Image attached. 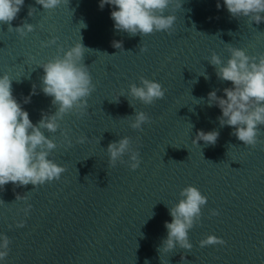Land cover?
<instances>
[{"label": "water", "instance_id": "1", "mask_svg": "<svg viewBox=\"0 0 264 264\" xmlns=\"http://www.w3.org/2000/svg\"><path fill=\"white\" fill-rule=\"evenodd\" d=\"M98 4L61 0L45 10L24 0L11 25L28 23L32 32L20 36L0 23V74L13 79L12 95L34 124L42 112L56 111L40 90L38 65L79 39L88 49L82 62L94 86L82 112H69L57 132L44 133L57 144L49 158L63 167L60 178L36 188L9 182L0 189V233L10 239L4 264H183L181 255L185 264H264V125L257 143L245 146L230 126H220L219 108L207 106L209 91L223 96L230 86L215 75L210 54L226 60L228 47L264 53V22L231 17L222 0H173L165 10L176 17L169 33L130 36L115 30L112 9ZM140 77L159 82L164 97L150 105L127 98L128 85ZM135 111L150 118L140 131L129 127ZM199 130L217 131L216 142L195 144ZM123 136L139 151L135 170L108 164V144ZM188 185L207 198L188 232L192 248L160 254L168 206ZM208 235L223 243L201 247Z\"/></svg>", "mask_w": 264, "mask_h": 264}, {"label": "clouds", "instance_id": "2", "mask_svg": "<svg viewBox=\"0 0 264 264\" xmlns=\"http://www.w3.org/2000/svg\"><path fill=\"white\" fill-rule=\"evenodd\" d=\"M35 3L45 10H51L60 5L61 0H35ZM172 3L173 0H99L98 6L103 9L107 4L112 9L110 19L115 30L127 32L130 36L140 34L144 37L154 32L171 31L176 17L173 14H165V10ZM222 3L231 17H246L250 23L256 24L264 22V0H222ZM23 4L24 0H0V23H7L8 31H15L20 36L34 30L33 25L28 23H23L15 29L11 25ZM220 6L218 2L217 9ZM33 11L30 7L28 15L31 16ZM80 25V28L86 27L83 22ZM53 42L54 40H49V43ZM113 47L122 48V44L114 41ZM86 50L88 49L79 39L64 49L62 55L58 54L38 65L43 70L40 90L45 96L51 97V104L56 107V111L51 115L42 112L41 119L35 124L12 95L13 79L7 73L0 74V189L9 182L16 186L31 184L36 188L45 182L60 178L63 167L49 158L57 144L44 133L57 132L58 121L64 115L72 111L82 112L86 108V98L94 87L89 69L82 62ZM145 50V47L139 48L141 52ZM227 51L229 56L226 60H222L215 52L207 59L209 64L214 66L217 78L230 82V86L222 90L223 96H217L216 90L207 93V106L214 105L219 108L220 115L217 120L221 127L230 126L231 135L245 146H254L257 143L259 126L264 125V53L250 56L243 49L236 47H228ZM199 75L208 78L203 71ZM34 94L33 87L30 96ZM164 95V89L159 82L140 77L139 84L128 85L126 96L150 105L155 100L162 99ZM30 96L25 98V103L30 102ZM120 96L125 95L121 93L113 101L118 102ZM195 101L201 103L204 98ZM129 117V127L137 131L142 130V125L150 119L143 111H135L134 115ZM218 135L215 130H199L193 140L195 144L197 141L214 144ZM84 139L86 137H81L80 141ZM106 152L110 166L127 163L131 170H135L140 164L139 151L131 147L128 136L110 142ZM125 154L127 161L122 159ZM179 197L173 206H168L171 220L164 222L166 237L157 249L160 254L170 252L174 248H192L188 232L194 222L199 220L201 208L206 204L207 198L191 185L182 188ZM30 207L31 205L26 206L25 215ZM211 215L215 216L217 212L213 210ZM23 225L22 220L16 227ZM217 243L222 244L223 241L214 235H208L199 245L203 247ZM9 244V237L0 233V264H4ZM181 261L183 264L186 262L183 255Z\"/></svg>", "mask_w": 264, "mask_h": 264}]
</instances>
